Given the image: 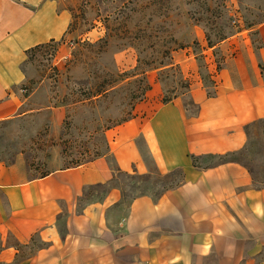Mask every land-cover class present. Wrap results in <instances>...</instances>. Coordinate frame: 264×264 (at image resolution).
Masks as SVG:
<instances>
[{
    "label": "crops",
    "instance_id": "0c3cea01",
    "mask_svg": "<svg viewBox=\"0 0 264 264\" xmlns=\"http://www.w3.org/2000/svg\"><path fill=\"white\" fill-rule=\"evenodd\" d=\"M70 21L54 0H0V121L32 110L19 89L26 53L64 38ZM256 30L255 56L237 63L236 76L222 70L211 95L194 85L188 102L147 100L105 130L112 162L26 177L0 161V264H264V187L241 163L208 157L242 149L246 125L264 120V21ZM112 164L182 176L127 203L115 184L81 200L86 187L113 182Z\"/></svg>",
    "mask_w": 264,
    "mask_h": 264
},
{
    "label": "rangeland",
    "instance_id": "374dc122",
    "mask_svg": "<svg viewBox=\"0 0 264 264\" xmlns=\"http://www.w3.org/2000/svg\"><path fill=\"white\" fill-rule=\"evenodd\" d=\"M54 1L70 13L67 34L27 53L26 80L19 89L28 97L24 108L32 110L0 121V161L17 164L26 177L104 152L107 127L129 112L134 115L144 101L176 96L188 102L194 85L213 92L222 70L236 76L237 63L255 56L256 27L264 21V0ZM136 67L145 70L150 84L140 100L133 97L140 90L141 75L131 76ZM123 72L118 81L116 74ZM107 73L118 79L115 91L86 98ZM239 159L250 168L254 184L264 182V122L249 126ZM152 171L133 177L116 173L113 184L121 188L124 203L144 191L157 194L182 176L179 170Z\"/></svg>",
    "mask_w": 264,
    "mask_h": 264
},
{
    "label": "trees",
    "instance_id": "16d2710c",
    "mask_svg": "<svg viewBox=\"0 0 264 264\" xmlns=\"http://www.w3.org/2000/svg\"><path fill=\"white\" fill-rule=\"evenodd\" d=\"M99 43L102 45L101 41ZM99 43L97 45H99ZM85 44L88 47H93V46L96 45V43H93L92 44V43H89V42H86ZM42 45H44V44H40V45H37L35 47H32V48L28 49L27 53L29 51H31L32 49H34L36 47H40ZM126 74L127 73H125V72L120 73V74H116L118 76V78H119V80H118L116 78L115 79H111V77L113 76V73H111V74L107 73V75H108L109 78L108 77H104L103 80H102V82H99V83H97V84L94 85V88H89L87 90V97L86 98H89V99L95 98V100H96L99 95L100 96L107 95L108 93H110L112 91H115V83H116V81L117 80L118 81L123 80V77L126 76ZM134 75H141V78H138L137 79V81L139 83L138 87L140 89L139 90V94L133 96V97L137 98L138 100H140V99H142L144 97L145 93L150 89V84H149V82L146 79L145 70L142 67H138V68L136 67V68H134V70L131 73V76H134ZM208 94L211 95L212 92H208ZM174 98H176V96L173 97V98L164 99L162 102L166 103L168 101H171ZM132 106H131V109H132ZM132 117H133V114L131 112H129V115L128 116H125L121 120L116 121L115 123L112 124V126H108L107 129L108 128H111V127H113L115 125H118V124H120V123H122V122H124V121H126V120H128L130 118H132ZM258 122H264V120H258L256 122H253L251 124L246 125V127H245L246 128V133L248 132L249 126H251L254 123H258ZM244 149H245V146L242 149H240V150L231 151V152H227V153H224V154H218V155H209L208 157L209 158H214V157L215 158H218V161H216V162H226V161H236V162H239L243 166H245L248 169V171L250 172V174H251L252 172H251L250 168L243 161H241L239 159V155L243 153ZM105 155L108 156V157H110V154H109V145H108L107 139H106V145H105V151L104 152H102V153L100 152L99 153L97 151V152L93 153V155L90 158H88V159H86V160L78 163L77 165H80V164H83V163L92 161L93 159H95L97 157L105 156ZM196 159L197 158L195 156H192V160L194 162H195ZM110 161L112 162V158H111ZM77 165H74V166H77ZM68 167H73V166H68ZM112 168H113V171H114V177H115L116 173H121L123 175L131 176V177L137 175V174H133L132 175V174L123 173V172H121L113 164H112ZM47 173H44V174H41V175H45ZM112 184H113V182L110 183V184H95V185H90V186L86 187V189L84 190V195L82 196L81 200H83V199H85V200L101 199L102 196L107 192V190L109 189V187ZM255 185L258 188H261V187H264V182H261L260 184H255ZM164 189H166V187L163 188V190ZM141 193H146V192L144 191V192H141Z\"/></svg>",
    "mask_w": 264,
    "mask_h": 264
}]
</instances>
